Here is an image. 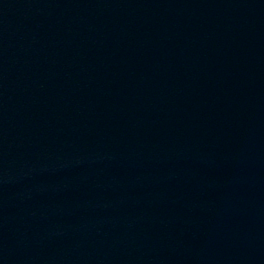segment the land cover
Wrapping results in <instances>:
<instances>
[{"label": "water", "instance_id": "obj_1", "mask_svg": "<svg viewBox=\"0 0 264 264\" xmlns=\"http://www.w3.org/2000/svg\"><path fill=\"white\" fill-rule=\"evenodd\" d=\"M0 264H264V0H0Z\"/></svg>", "mask_w": 264, "mask_h": 264}]
</instances>
